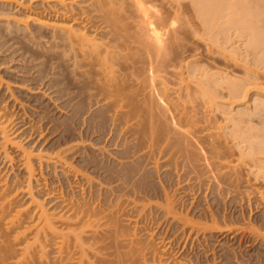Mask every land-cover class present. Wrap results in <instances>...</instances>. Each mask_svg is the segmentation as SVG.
<instances>
[{
    "label": "bare ground",
    "instance_id": "1",
    "mask_svg": "<svg viewBox=\"0 0 264 264\" xmlns=\"http://www.w3.org/2000/svg\"><path fill=\"white\" fill-rule=\"evenodd\" d=\"M186 1L0 0V15L3 18L5 15L0 19V34L6 31L14 36V33L27 31L26 38L41 48L40 54L63 58L74 69L87 67L81 85H85L86 98L91 105L99 106L85 117L78 105L69 104L72 113L60 122L62 133L46 143L44 126L43 130L35 128V123L41 122L44 114L38 112V120L33 123L28 124L30 120L23 122L17 116L19 112L16 114L11 108L15 103H7L8 95L3 91L4 87L9 91L11 82L0 74V159L13 168L12 162L17 157L18 167L26 173L23 180H19L18 175L11 180L0 175V264H111L115 261V264H171L165 256L168 246L164 245L162 237L159 240L142 239L136 230L130 231L124 224L125 219L135 217V227L143 230V225L137 226L146 206L145 200H140H148L147 197H154L158 191L157 186V191L147 186L143 188L130 179L134 170L144 168L141 160L144 151L141 150L145 144L150 150L159 148L157 152L160 153L169 150L180 176L178 179L185 176L187 180L185 185H190L191 180L202 185L207 183L214 194L219 195L226 188L227 192L241 188L243 178L247 180L246 176L251 173L264 178V93L258 89L250 92L248 86L256 81L252 76L258 75L251 73L253 70L244 64L264 68V0ZM187 15H193L196 20L187 19ZM30 23H33V29H30ZM190 33L206 39L208 54L215 53L213 44H217L221 47L220 53H227L225 56H229L235 65L242 63L245 72L252 75L251 79H243L222 75L220 71L205 72L193 86L180 89L186 97L196 93L202 95L199 119L208 125H203V129L198 125L199 119L200 122L190 118H198L195 104L188 107L190 102L187 101L188 104L181 107V103L169 97L167 81L161 78L164 76L158 75L159 81L158 76L153 75L164 68L161 63L165 64L169 57H162L164 53L160 55L157 49L167 52L166 43L184 40ZM240 41L242 43L238 44ZM241 60L244 62H239ZM148 71L149 74L152 71L150 75H146ZM55 78L46 80L44 87L61 85ZM58 90L56 88L54 92ZM247 96L248 100L237 101ZM216 111L225 115L223 120L229 121L225 133H215L217 127L211 130ZM80 120L85 124L79 130L80 137L92 136L109 126L116 143L124 145L116 169L83 170L70 160L78 148L72 143L69 131L72 123L77 126ZM173 121L179 131L172 136ZM130 136L133 139H129ZM229 136L238 138L234 149L228 145ZM14 152L18 153L16 157ZM45 160L54 164L56 173V167L60 166L67 177L68 191L63 192L52 184L49 187V179L39 167ZM153 162L159 164L158 159ZM92 166L106 167L103 164ZM103 174L105 181L98 184L96 176ZM160 186L164 197L156 206L165 219L171 217L180 224L179 230L175 227L181 234L177 233V238L173 239L177 244L184 239L186 245V240L194 234L196 239L199 234L218 236L232 231V227L218 224V220L227 215L221 208L191 215L194 209H184L188 200L184 191L173 197L166 187ZM217 188L220 189L218 193ZM190 204L191 207L193 204ZM248 224L247 227H254V223L249 221ZM254 230L258 232V229ZM257 234L260 236L261 233ZM103 238L115 244V261L110 260V256L107 258L104 250L108 248L100 243L105 241Z\"/></svg>",
    "mask_w": 264,
    "mask_h": 264
},
{
    "label": "rangeland",
    "instance_id": "2",
    "mask_svg": "<svg viewBox=\"0 0 264 264\" xmlns=\"http://www.w3.org/2000/svg\"><path fill=\"white\" fill-rule=\"evenodd\" d=\"M186 2L188 3L189 0H187ZM3 16L5 18V15H3ZM2 18H3L2 15H0V19H2ZM186 18L187 19L192 18L193 20H196V18L193 15H187ZM32 24L33 23L29 24L31 27V28L29 27L30 29H33V27H34V25H32ZM27 33H28L27 31L25 33L17 32V33H14V36H13V35L6 33V31H5V32L0 34V72H1L0 74L3 77H5L4 79L7 78V81L11 82L10 85L12 86L9 88V91H8V89L4 90V88H5L4 87L3 91H6L5 95H8L9 99L7 98V103H9V104L11 103V105L13 103H15V106L11 107V108L13 111L16 112V114L19 112L17 114V116H20V119L22 121L24 120V121L28 122L30 120V121H32V122H30V121L28 122V124H30V123H33L34 120L35 121L38 120V117H36L38 112H41L44 114V118L42 119V121L35 123L36 124L35 128H39V130H43V126H44L43 137H44V135H46L47 141H45V142L48 143L51 139L52 140L57 139L59 137V135L62 133V132L60 133V130L62 129V126H60V122L64 118H68V116L72 113V111H69L70 110L69 108L72 104L78 105L80 113L83 114L82 116H85V117L89 116L91 111L96 110L99 106H98V104L91 105L90 101L86 98V94H87L86 93L87 92L86 87H85V85H81V81L83 80L82 75H83L84 71L87 70L86 69L87 67L83 66V69H82V67H75V69H74V67L69 66L63 58H59V57L58 58H49L48 56H46L44 54H40L41 48H38L36 44H33L31 41H29L28 38H26L25 34L27 35ZM191 34L192 33H190V35L186 36V39L181 40V41H179V40L170 41V42L168 41L169 43H166L168 46V49H166L167 52L165 51V49H164V51H163V49L162 50L157 49V52L159 51L160 55H162L164 53L162 57H165L164 55H166V57L169 55V57H168L165 64L161 63L162 67H164V68L161 67L162 69L159 71L155 70L157 73L153 72V75H155V76L159 75V76L165 77V78L164 77H161V78H162V81L163 80L165 82L167 81L166 82V84H168L167 87L169 86L168 90L170 89L168 92L169 97H171L174 100V102L177 101L176 103H178V104L181 103L180 104L181 107H183V105H187L188 102H190L189 105H187L188 107H191L193 104H195L194 105L195 109L199 111V113H197L198 118L196 115L197 119H193V118H195L194 116L191 115V113L192 114L195 113V112L193 113V111L192 112L190 111L191 112L190 115L193 117V118L192 117H190V118L192 120H198L199 118H201V115H199V114H201L200 108H201V104H202L201 102L203 101L202 95L199 93H196L194 95L191 94L189 97L188 96L186 97L184 90H180V89H182L183 87L186 88V86H188V85L193 86V84H195L197 78L198 77L202 78L200 76H203L205 74V72L211 73L214 71H220L222 75L226 76V74H227V75L233 76V77L239 76L243 79L244 78H250L252 75H249L245 72V69H244L242 63L235 65V63H232V61L230 60L229 56H225L227 53L225 55H224V53H220L221 47L219 48V46L217 44H213V48L215 50V53L212 54V56L210 54H208V52H206L207 51L206 50L207 43H208L206 41V39L203 36H201L200 34L196 35L194 33L195 35L193 34V36ZM14 38H15V40H14ZM241 43L242 42L240 41L238 44H241ZM8 46H9V48H8ZM160 51H162V52L160 53ZM222 52H224V51H222ZM167 53H170V54H167ZM239 62H244V61L241 60ZM244 64L246 66L248 65V67H250L251 70H253V72H251V73L255 72L258 75V77L252 76V80L255 81V79H256L258 85H256L257 84L256 81L254 83H252L253 85L250 84L248 86V89L250 88V92L258 89L264 93V72H263L264 68L261 69V66L258 67L257 65H252V64L250 65L249 63L246 64V62H244ZM51 65L54 67H52ZM37 68H39V69H37ZM72 69H74V70H72ZM81 71H83V72H81ZM151 72L152 71H150V74H151ZM48 73H49V75H48ZM243 73L246 74V76L243 75ZM150 74L148 71V73L146 75H150ZM159 76L157 78H159L158 80L161 81ZM28 77H29V79H28ZM55 77H57V79L60 80L62 86L61 85H52V87H48V85H46V87H44L43 83L46 80H48L49 78L56 79ZM193 78H194V80H193ZM40 83H42L41 86H40ZM21 84H22V86H21ZM33 84H35V85H33ZM160 86H163V85H160ZM257 86H258V88H257ZM56 88L60 89V90L54 92V90ZM16 89L18 91H16ZM11 91L14 92V95H10ZM16 92H18V93H16ZM61 92H63V93L60 94ZM175 92L178 94H176ZM70 95H72V96H70ZM13 96H14V98H13ZM16 98L18 100H16L14 102V100ZM248 98H249V96L245 97L243 100L238 99L237 101H246V100H248ZM64 100H65V103H64ZM17 102H18V104H17ZM185 102H187V103H185ZM69 104H71V105H69ZM16 105H17V108H16ZM66 105H67V107H66ZM27 108H28V110H27ZM187 113L189 114V111ZM216 113H214V115H213L215 120H214V118H212L213 122H212V124H210L211 130L217 129V132L214 131L215 133H219V132L225 133L228 130L227 125H228L229 121L226 119L223 120V118L225 116L223 113L218 112V111H216ZM189 116H187V117H189ZM190 118H189V120H190ZM187 119H185V120H187ZM70 120L73 121V119H70ZM200 121L199 122L201 124L199 123L198 125H199V127H201L200 129H203V125L206 126V122H205V124H202L203 123L202 119ZM184 122L185 121H183V123ZM190 122L191 121H189V123ZM189 123L187 122L188 125H189ZM37 124H38V126H37ZM47 124H49V125H47ZM77 124H78L77 125L78 127L75 126L74 123H72L71 130L69 131V133L72 135V143L76 145V149L78 148L77 149L78 151L74 154V156L70 157V160L73 163H75L76 166L82 168L83 170L88 169V168L91 170H94L92 168H95V170H99V171L107 169V168H109L110 170H113V168L116 169L117 168L116 163L120 160V157L123 154L122 153V147H124V145L116 143L114 133L112 134V132H109V129H108L109 126H107V128H105L102 131L94 132L92 134V136H86L85 135L83 137L84 138L83 139L82 137L79 136V130H80V128H84L85 124H81V120L79 121V123L77 122ZM81 125H82V127H81ZM172 125H173L172 127L175 128L174 127L175 126L174 121H173ZM172 127H171V130L173 129ZM215 127H217V128L214 129ZM254 130L255 129H253V131ZM172 131H170V133L173 136L174 134L177 135L176 133L179 130L177 131V129L175 128ZM131 133H132V131H131ZM97 134H101V136H99ZM135 135L136 134H133V136H135ZM133 136H130L129 139H133L132 138ZM229 137L230 138H228V145L230 144L229 146H231L233 148L234 147L233 145H235L238 142V138H233L234 136H229ZM230 139H231V141H230ZM49 144H51V142ZM242 148L244 149V147H242ZM100 149L102 151H100ZM235 150H237V149H235ZM142 151H144V152H142ZM157 151H159V148L156 147L155 149L150 150V147L149 146L147 147L145 144L143 149L141 150V152L143 154L141 160L144 163V168L141 171H138L137 169L134 170L133 174L130 176V179L133 182H135L136 184H138L139 186H141L143 188H146V186H147V188L149 187L150 189H155L156 191L158 189L157 194H155L154 197L153 196H151V198L147 197L148 200H146V199L140 200V202H143L142 200H145L144 203L146 204V206H145L146 210L144 209V211L142 212V215L140 216V222H139V224H137V226L139 225V227H141L140 226V224H141L144 226V229L141 230L140 228L135 227L136 226L135 220L137 219L135 217H134L135 220L134 219L133 220H128V219L124 220V224H125L126 229H128L130 231L136 230L139 233V235H141L139 237H142V239L145 238V240H149V239H151V237L159 240L162 237L164 245L168 246V247L166 246L167 247L166 248L167 254L165 256L168 257V260L171 261V264H187V263L188 264L189 263H191V264H264V178L260 177V176L258 177L255 174L251 173L249 176H246L247 180H245V177L242 180V185L244 187L242 186L241 188H243L245 191L241 188H235V189L232 188L233 191L229 192V190H228V192H227V188H226L225 190H223V193L221 191V192H219V195L214 194L210 189H208L207 183H204L202 185V183L201 184L194 183V181L191 180L190 185H188V184L185 185L187 180L185 179V176L184 177L181 176V179H178V178H180V176L177 175V170L175 169L176 167H175V163H174V157L171 156V154L169 153V150L162 151L161 153L157 152ZM100 152H103L104 154H101ZM153 153H154V155H153ZM17 154H18L17 152L13 153V155L15 157L17 156ZM147 155H148V159H147ZM168 155H169V157H168ZM76 158H78L80 160H78ZM128 159L131 160L130 158H128ZM155 159H158L159 164H155L153 162ZM82 160H83V162H82ZM86 160H87V162H86ZM88 161H90V162L88 163ZM17 163H18V158L16 157L12 162V165H14V166H13V168H11V167L7 166V164L5 162L3 163L0 159V175H1V177H6V178H8V180H11L12 177H14L15 175L16 176L18 175L17 177H19V180H23L24 176L26 174L25 170L20 166L18 167ZM76 163H78V164H76ZM99 164H103L106 167L100 168L99 166H97V167L92 166V165H99ZM40 166H41V171L43 172L44 176L49 179V182H48L49 187H51L52 185H53L52 187H55L58 189L60 187L63 192H66L69 190V185L67 183V177L65 178L66 175L64 173H62L63 171L61 170V168H59L60 166L56 167L57 173L55 172L54 164L50 161L45 160V162H43L41 165H39V167ZM156 167H157V169H156ZM104 176H105L104 174L101 175L100 177H99V175L96 176V180H97L98 184L105 181V179L103 178ZM59 177L61 180L59 179ZM71 178L73 179L72 176H71ZM98 181H100V182H98ZM245 181H248L249 183L245 182ZM197 184H199V186H201L202 188L198 187ZM160 185H162V188L166 187L165 190L168 189L167 191H168L169 195H172L173 197L176 194L177 195L182 194L184 191L185 195H187L186 199H188L187 203L185 204L184 209H185V211L188 207L190 208V209L188 208L189 211H191V209H194L190 213L191 215L197 214L196 216H198V214H200L202 212H207L208 209H213V208H215V209L219 208L220 209L221 208L222 212L227 213V215L225 218L221 217L224 220L222 221V219L220 218L218 220V224L220 226L232 227V231H226L222 235L218 234V236H213V235L208 236L209 233L205 236H204V234H199L196 237V239H194V237H195V234H194L193 236L190 235L189 238L186 237V238H188L187 240L185 238V240L187 242L186 245H184V243H183V242H185V241H183L184 239H182V242L179 241V243H181V244H177L173 239L178 235L177 233H179L177 230H179L180 224L177 223V220H173L171 217H169V219H167V218L165 219V217L162 216V213L159 211L160 209L157 208L158 206H156V205H158V203L160 201L161 202L163 201V197H164V193L162 192ZM156 186L158 187L157 189H156ZM229 187H228V189H229ZM94 188H96V186H94ZM97 188H98V186H97ZM35 189H36V187H35ZM220 189H221V187H220ZM220 189L217 188L216 192L218 193V191H220ZM230 189H231V187H230ZM41 190L44 192V189H41ZM156 196H157V198H156ZM129 197L132 198L133 196L131 195ZM190 203L193 204L191 207L189 206ZM128 212H132V211H128ZM132 213L135 214L136 212L134 211ZM124 217L126 218L127 216L125 215ZM243 218H245L244 219L245 223H243ZM236 219H239V221H236ZM246 221H247V223H246ZM249 221L251 223H254V224H252L254 227H252L251 225L249 227H247L249 225L248 224ZM244 225H245V227H244ZM237 227H238V229H237ZM241 227H242V229H241ZM251 227L253 228V230L258 229L257 230L258 232H256V230L253 231ZM245 228L247 230H245ZM248 228H249V230H248ZM237 230H239V231H237ZM240 231H241V233H239ZM186 232H188V228L186 229ZM234 232L237 234H235ZM249 232H251V233H249ZM257 233H261L260 236ZM152 234H154V235H152ZM179 234H181V233H179ZM254 234H255V236H254ZM101 235L102 234H100V236ZM149 235H151V236L149 237ZM261 235H263V237ZM186 236H189V235H186ZM101 237H103V235ZM182 237H185V235H183ZM165 238H167V239H165ZM170 238L172 239V241L168 242L169 240H171ZM104 239L105 238H103V240ZM192 239H194V240H192ZM106 240H107V242H106ZM108 240L109 239H105L104 242H100V243H101V245L104 243L103 246H105V247L107 246L106 249L108 248L107 250H104V252H106V254L108 256L107 258L109 259V256H110L111 257L110 260H114L115 256H116L115 253H116L117 249L115 247V244L111 243V240H109V242H108ZM192 241L194 243H192ZM126 249L127 248H125V250ZM109 251L111 252V254ZM108 253H109V255H108ZM94 260L97 261L96 259H94ZM115 263H116V261L114 263H111V264H115ZM105 264H107V263H105ZM108 264H110V263H108Z\"/></svg>",
    "mask_w": 264,
    "mask_h": 264
}]
</instances>
